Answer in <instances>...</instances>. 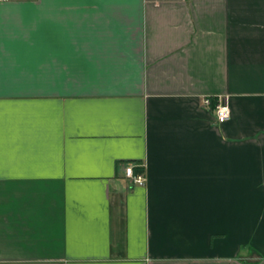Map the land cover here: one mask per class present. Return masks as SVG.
Segmentation results:
<instances>
[{"label":"crops","instance_id":"0c3cea01","mask_svg":"<svg viewBox=\"0 0 264 264\" xmlns=\"http://www.w3.org/2000/svg\"><path fill=\"white\" fill-rule=\"evenodd\" d=\"M0 264H264V0H0Z\"/></svg>","mask_w":264,"mask_h":264},{"label":"built area","instance_id":"2783aa9c","mask_svg":"<svg viewBox=\"0 0 264 264\" xmlns=\"http://www.w3.org/2000/svg\"><path fill=\"white\" fill-rule=\"evenodd\" d=\"M219 101L214 105L212 111L218 122H224L230 117V109L228 107L227 97L218 98ZM203 104L210 105V99L204 98ZM136 164L134 162H127L123 167L125 177L135 185H144L146 178L144 173L135 172Z\"/></svg>","mask_w":264,"mask_h":264},{"label":"trees","instance_id":"16d2710c","mask_svg":"<svg viewBox=\"0 0 264 264\" xmlns=\"http://www.w3.org/2000/svg\"><path fill=\"white\" fill-rule=\"evenodd\" d=\"M212 104H214V101H212ZM214 106V105H213Z\"/></svg>","mask_w":264,"mask_h":264}]
</instances>
